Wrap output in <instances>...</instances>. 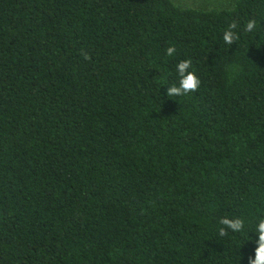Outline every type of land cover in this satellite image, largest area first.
Instances as JSON below:
<instances>
[{
    "label": "trees",
    "instance_id": "16d2710c",
    "mask_svg": "<svg viewBox=\"0 0 264 264\" xmlns=\"http://www.w3.org/2000/svg\"><path fill=\"white\" fill-rule=\"evenodd\" d=\"M260 216L264 0H0V264H249Z\"/></svg>",
    "mask_w": 264,
    "mask_h": 264
},
{
    "label": "clouds",
    "instance_id": "9594fccd",
    "mask_svg": "<svg viewBox=\"0 0 264 264\" xmlns=\"http://www.w3.org/2000/svg\"><path fill=\"white\" fill-rule=\"evenodd\" d=\"M235 27V25H232L223 32L222 39L226 45H231L237 38L234 31ZM255 28V21L250 20L247 22V31H254ZM167 56H175L174 47H169L167 49ZM191 68V60H182L176 64V73L179 78V84L178 86H170L168 88L167 96L175 97L190 92H196L198 90L201 82L195 71H192ZM221 225L222 226L218 231L221 236H224L226 230H231L232 232L243 230L245 227V221L239 217L225 218L221 221ZM250 233H255L257 239L254 242L256 245L254 258L249 259V264H264V216L256 218V222L252 226V231Z\"/></svg>",
    "mask_w": 264,
    "mask_h": 264
},
{
    "label": "rangeland",
    "instance_id": "374dc122",
    "mask_svg": "<svg viewBox=\"0 0 264 264\" xmlns=\"http://www.w3.org/2000/svg\"><path fill=\"white\" fill-rule=\"evenodd\" d=\"M174 5L183 9L210 10L230 9L236 0H171Z\"/></svg>",
    "mask_w": 264,
    "mask_h": 264
}]
</instances>
